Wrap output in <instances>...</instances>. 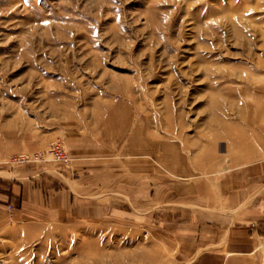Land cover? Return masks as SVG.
I'll return each instance as SVG.
<instances>
[{
	"label": "rangeland",
	"instance_id": "rangeland-1",
	"mask_svg": "<svg viewBox=\"0 0 264 264\" xmlns=\"http://www.w3.org/2000/svg\"><path fill=\"white\" fill-rule=\"evenodd\" d=\"M3 149L0 264H188L264 175V0H0Z\"/></svg>",
	"mask_w": 264,
	"mask_h": 264
},
{
	"label": "crops",
	"instance_id": "crops-1",
	"mask_svg": "<svg viewBox=\"0 0 264 264\" xmlns=\"http://www.w3.org/2000/svg\"><path fill=\"white\" fill-rule=\"evenodd\" d=\"M4 151L3 149L0 152V159ZM260 171L264 174V166H261ZM6 175L15 181L21 178L16 172H9ZM18 183H13L9 194L0 192V209L4 211L8 205L14 207L10 221L13 224L22 223L23 215H28L27 207H32L29 196L27 200L26 190L19 194ZM260 183L259 188L258 186L254 188L253 198L245 200L243 216L236 220H223L221 227L205 226L198 234L191 237L190 246L196 248L197 252L188 264H264V175L262 174ZM3 225L0 224V228Z\"/></svg>",
	"mask_w": 264,
	"mask_h": 264
},
{
	"label": "built area",
	"instance_id": "built-area-1",
	"mask_svg": "<svg viewBox=\"0 0 264 264\" xmlns=\"http://www.w3.org/2000/svg\"><path fill=\"white\" fill-rule=\"evenodd\" d=\"M55 146V147H54ZM52 146L51 154L54 157V159L57 160H64V155L62 154V151L60 150V147L58 145Z\"/></svg>",
	"mask_w": 264,
	"mask_h": 264
}]
</instances>
